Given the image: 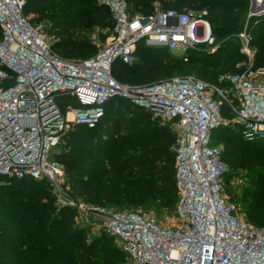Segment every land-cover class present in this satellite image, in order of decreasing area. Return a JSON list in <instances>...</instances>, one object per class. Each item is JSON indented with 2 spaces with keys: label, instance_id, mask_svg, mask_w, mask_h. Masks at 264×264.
<instances>
[{
  "label": "built area",
  "instance_id": "1",
  "mask_svg": "<svg viewBox=\"0 0 264 264\" xmlns=\"http://www.w3.org/2000/svg\"><path fill=\"white\" fill-rule=\"evenodd\" d=\"M25 3L0 0V175L45 179L58 205L75 209L79 226L111 237L131 264H264V227L245 220L226 195L228 168L221 146L212 143V132L228 127L264 143V67L253 64L246 26L236 36L245 57L239 71L219 75L217 84L185 74L129 85L111 75V66L133 63L139 42L178 56L198 48L213 53L217 44L205 12L156 7L141 15L131 13L126 0H99L113 21L111 37L90 57L63 58L52 50L56 39L46 25L24 13ZM66 96L78 106L61 108ZM113 97L142 107L175 134L173 226L153 211L74 200L61 183L54 154L66 130L74 123L92 127Z\"/></svg>",
  "mask_w": 264,
  "mask_h": 264
},
{
  "label": "trees",
  "instance_id": "2",
  "mask_svg": "<svg viewBox=\"0 0 264 264\" xmlns=\"http://www.w3.org/2000/svg\"><path fill=\"white\" fill-rule=\"evenodd\" d=\"M52 1L26 0L24 13L32 14V21L47 19L51 23L48 31L56 39L52 50L58 56H92L95 47L84 38L91 23L83 14L82 3L54 7ZM247 1L126 0L130 12L141 15L156 7L205 12L217 48L213 53L203 48L190 49L178 56L165 48L139 42L136 60L131 64L114 61L111 75L120 83L139 85L175 76L176 71L217 84L219 75L239 71L236 64L245 57L239 51L236 36L244 26L255 47L253 64L264 67V14L248 16ZM99 6L105 10H101L103 19L113 27L108 9ZM58 102L61 108L66 103L78 106L68 96ZM174 141L175 134L168 125L129 100L113 97L92 127L81 123L69 126L54 159L64 167L62 185L74 200L119 206L121 197L113 189L119 186L133 192L137 204L154 198L160 207L171 209L177 199L175 156L171 149ZM212 143L221 146V158L228 168L224 179L243 181L238 197L226 190L229 199L237 206L239 203L245 220L264 227V143L244 140L236 127L215 129ZM85 157L92 158L88 160L91 172L75 165ZM51 190L45 179L0 175V264H105L102 260L114 263L127 257L108 235H90L87 227L77 225L75 209L57 205Z\"/></svg>",
  "mask_w": 264,
  "mask_h": 264
},
{
  "label": "rangeland",
  "instance_id": "3",
  "mask_svg": "<svg viewBox=\"0 0 264 264\" xmlns=\"http://www.w3.org/2000/svg\"><path fill=\"white\" fill-rule=\"evenodd\" d=\"M250 1L248 0L246 3V14L249 12V7H250ZM53 6H65L68 4H78L82 3L83 6V14L87 17L88 22L91 23V27L85 30L84 32V38L88 41L89 44L95 47V50L99 48L100 44L106 41L111 37L112 34V29L111 25L107 24V21L103 19V13L101 10H104L102 7H100L99 0H53L52 1ZM105 11V10H104ZM135 14H137L135 12ZM139 14V13H138ZM28 18L31 20L34 16L30 13L26 14ZM42 22L46 25V28L49 29L51 28V23L47 21V19L42 20ZM243 22V20H242ZM245 23V21H244ZM251 49L255 52V47L251 45ZM95 51V52H96ZM171 53V52H170ZM173 54V53H171ZM175 55V54H173ZM173 75H185L179 72H174ZM165 79L159 78L158 80ZM58 152L59 149H56ZM88 160H92V158H83L82 160H79L75 162V165L77 168L81 171H87L91 172L92 167L88 165ZM64 167H63V176L61 177V183H64ZM243 181L240 178H231L229 180L224 179V190L226 195L229 197L230 194L228 193L229 191L234 192L235 198L239 196L240 193V187L242 185ZM51 191L52 193L55 194V190L51 186ZM114 191L119 194L122 200V204L119 206H116L114 204H109L108 206L117 210V211H133V212H147V211H153L157 217V220L163 224V225H168V226H173L176 224L175 221V214H174V208L172 207L171 209H165L159 206V203L157 200L154 198L148 199L146 202L137 204L135 202V194L131 191H127L119 186H114L113 187ZM228 189V190H227ZM226 190L228 192H226ZM56 195V194H55ZM55 203L58 205V202L55 200ZM238 206L240 207L239 203ZM238 207V208H239ZM239 212L242 214L244 217V214L242 211ZM77 224V222H76ZM78 225V224H77ZM95 233V232H94ZM98 235V234H94ZM112 244L116 246L112 239ZM117 247V246H116ZM98 258V257H97ZM102 263H108L106 261L102 260ZM108 264H131L130 260L128 257H122L118 258L114 263H108Z\"/></svg>",
  "mask_w": 264,
  "mask_h": 264
},
{
  "label": "water",
  "instance_id": "4",
  "mask_svg": "<svg viewBox=\"0 0 264 264\" xmlns=\"http://www.w3.org/2000/svg\"><path fill=\"white\" fill-rule=\"evenodd\" d=\"M264 14V5H256L255 2H253L252 0L250 1V7H249V12H248V16L251 15H261Z\"/></svg>",
  "mask_w": 264,
  "mask_h": 264
},
{
  "label": "bare ground",
  "instance_id": "5",
  "mask_svg": "<svg viewBox=\"0 0 264 264\" xmlns=\"http://www.w3.org/2000/svg\"><path fill=\"white\" fill-rule=\"evenodd\" d=\"M255 2L256 5H264V0H253Z\"/></svg>",
  "mask_w": 264,
  "mask_h": 264
}]
</instances>
